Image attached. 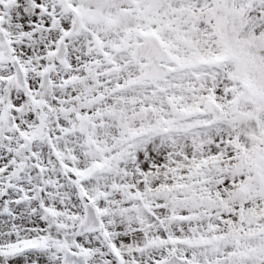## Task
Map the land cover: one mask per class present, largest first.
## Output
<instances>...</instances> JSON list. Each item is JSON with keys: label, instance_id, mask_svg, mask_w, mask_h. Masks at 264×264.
I'll return each instance as SVG.
<instances>
[{"label": "snow or ice", "instance_id": "obj_1", "mask_svg": "<svg viewBox=\"0 0 264 264\" xmlns=\"http://www.w3.org/2000/svg\"><path fill=\"white\" fill-rule=\"evenodd\" d=\"M0 264H264V0H0Z\"/></svg>", "mask_w": 264, "mask_h": 264}]
</instances>
